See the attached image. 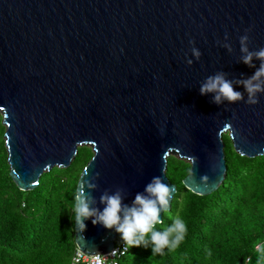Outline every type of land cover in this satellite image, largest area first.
<instances>
[{"label":"water","instance_id":"95a60500","mask_svg":"<svg viewBox=\"0 0 264 264\" xmlns=\"http://www.w3.org/2000/svg\"><path fill=\"white\" fill-rule=\"evenodd\" d=\"M246 31L249 51L264 47V0H0V122L12 181L32 191L86 146L92 157L76 190L98 173L86 191L100 211L105 191L120 189L131 205L155 176L172 189L169 211L171 156L190 164L188 191L215 192L226 174L223 136L240 156L264 155V95L255 106L200 95L217 73L244 93L239 82L261 63H242ZM85 223L79 233L74 220L75 247L109 253L118 234Z\"/></svg>","mask_w":264,"mask_h":264},{"label":"trees","instance_id":"16d2710c","mask_svg":"<svg viewBox=\"0 0 264 264\" xmlns=\"http://www.w3.org/2000/svg\"><path fill=\"white\" fill-rule=\"evenodd\" d=\"M4 133L0 122V264H61L76 248L71 209L92 152L78 147L69 167L44 172L37 187L24 192L9 175ZM223 142L225 178L208 196L195 195L183 186L189 162L167 159L166 177L176 192L170 210L162 215L163 224L155 230L166 229L179 216L187 231L177 247L162 254H153L151 245L128 247V253L139 258L138 264H244L250 257L251 264H257L255 245L264 242V155L240 156L227 136Z\"/></svg>","mask_w":264,"mask_h":264},{"label":"clouds","instance_id":"9594fccd","mask_svg":"<svg viewBox=\"0 0 264 264\" xmlns=\"http://www.w3.org/2000/svg\"><path fill=\"white\" fill-rule=\"evenodd\" d=\"M248 43L246 31L239 38L240 51L243 53L242 63L249 67H254L253 59L261 63L250 78L239 82L247 99L244 93L234 90L233 83L226 80L222 73L207 77L200 86V95L212 94V103L216 105L224 102L235 104L241 101L249 106L259 103V97L264 95V47L253 52L249 51ZM224 47L231 51L230 45L225 44ZM191 53L195 59L200 58L201 53L197 48L192 47ZM187 64L190 66L192 60H187ZM98 175L97 173L90 178H83L74 195L71 211L77 232L83 233L87 227L85 221L91 219L93 226L100 225L105 230H114L129 248H148L151 245L153 254H162L165 249L171 250L179 245L187 231L184 220L179 216H176L166 229L155 230L156 225L163 224L161 213L167 211L172 196V189L160 176L153 177L144 191L135 195L131 205L122 204L123 196L120 189L112 193L105 191L100 197V203L104 205L100 211L91 207L95 201L91 192L86 191L97 187L94 180L98 179ZM255 249L259 254L257 264H264V242L257 243ZM116 252L117 250L113 249L111 254L115 256ZM97 264H101L99 258ZM244 264H251V257L245 260Z\"/></svg>","mask_w":264,"mask_h":264},{"label":"built area","instance_id":"2783aa9c","mask_svg":"<svg viewBox=\"0 0 264 264\" xmlns=\"http://www.w3.org/2000/svg\"><path fill=\"white\" fill-rule=\"evenodd\" d=\"M113 249L117 250L115 256L111 254ZM113 249L107 254L96 255H87L80 250L75 249L71 255L69 264H97L98 258L101 261V264H121V260L124 259L128 253V246L125 242H119L115 244Z\"/></svg>","mask_w":264,"mask_h":264},{"label":"rangeland","instance_id":"374dc122","mask_svg":"<svg viewBox=\"0 0 264 264\" xmlns=\"http://www.w3.org/2000/svg\"><path fill=\"white\" fill-rule=\"evenodd\" d=\"M84 164V162H82V165ZM72 175V173H71ZM71 175L68 174L69 179L71 180ZM117 242H122V240H120V237L118 238ZM71 258V257H70ZM138 257H134L132 253H128L127 257H125L124 259L121 260V264H138ZM69 256H66L64 258L61 259V264H69Z\"/></svg>","mask_w":264,"mask_h":264}]
</instances>
